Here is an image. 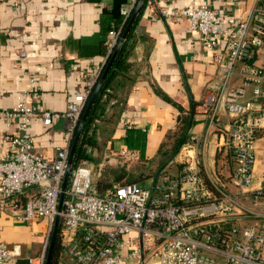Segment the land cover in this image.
<instances>
[{
  "label": "crops",
  "instance_id": "obj_1",
  "mask_svg": "<svg viewBox=\"0 0 264 264\" xmlns=\"http://www.w3.org/2000/svg\"><path fill=\"white\" fill-rule=\"evenodd\" d=\"M130 2L23 0L16 5L15 0H0V111L13 109L25 94L29 104L38 110L65 113L70 101L84 92L86 81L99 75L91 96L110 58V26L118 10L120 13ZM149 2L157 12L207 5L227 16L245 19L254 0H144L132 27L130 66L115 78L110 97L102 101L90 160L81 163L92 170L94 180L108 169L107 172L124 174L123 181L129 179L151 188L159 180L160 171L178 176L188 153L203 161L208 180L235 194L238 190L230 182L235 162L224 147L230 117L221 110L218 120L213 121L203 107L210 84L219 76L213 54L203 47L199 34L191 31L187 19L166 23L159 12L152 14ZM21 51L26 54L24 58L20 57ZM240 84L241 79L236 77L234 85ZM251 92L252 88H247V97ZM37 113L30 122L33 152L50 160L72 143V122L64 117L46 126ZM189 118L193 120L190 127ZM17 134L16 123L0 120V156L9 150L10 140ZM180 141L181 148L171 158L173 144ZM262 148L264 131L257 142L252 190L259 188L264 179ZM122 149L136 151L138 162L129 165L120 160L118 152ZM33 193L34 189H30L25 197ZM242 203L258 210L249 196ZM253 219L232 218L230 224L244 227ZM47 228L46 219H16L0 198V243L15 255L7 264H28V258L43 254ZM66 245L62 237L59 264L73 263L66 255ZM127 250L122 264L154 263L130 259Z\"/></svg>",
  "mask_w": 264,
  "mask_h": 264
},
{
  "label": "built area",
  "instance_id": "obj_2",
  "mask_svg": "<svg viewBox=\"0 0 264 264\" xmlns=\"http://www.w3.org/2000/svg\"><path fill=\"white\" fill-rule=\"evenodd\" d=\"M22 1L15 0V4ZM136 3L131 0L120 9L125 20ZM149 6L166 23L187 19L191 31L199 34L203 47L213 54L219 76L210 84L203 107L213 121L221 110L230 117L224 147L235 162L230 182L238 192L218 188L205 176L203 161L188 153L178 176L163 174L151 188L118 184L105 196L98 195L92 170L81 163L72 167L59 212L69 149H60L50 160L35 154L31 118L38 112L50 126L65 117L72 122L73 132L98 81L99 75H94L65 113L38 110L25 94L13 109L0 111V120L18 126L9 150L0 156V198L20 221L46 219L48 234L59 217L71 264H122L126 248L128 257L139 263L149 259L153 264H264V179L259 188L251 189L257 142L264 131V0H254L245 19L207 5L158 12L152 2ZM120 32L109 34L110 52L118 45ZM25 56L21 51L20 57ZM236 77L240 85H234ZM249 87L252 92L247 97ZM118 157L129 165L139 160L136 151L127 149L120 150ZM30 189L34 193L25 197ZM247 196L257 211L242 203ZM246 217L254 219L244 227L230 224L232 218ZM14 259V253L0 243V264ZM27 263L45 264L44 253L28 258Z\"/></svg>",
  "mask_w": 264,
  "mask_h": 264
},
{
  "label": "trees",
  "instance_id": "obj_3",
  "mask_svg": "<svg viewBox=\"0 0 264 264\" xmlns=\"http://www.w3.org/2000/svg\"><path fill=\"white\" fill-rule=\"evenodd\" d=\"M131 17V16H130ZM130 17L125 21V18H123L120 13L119 10L116 13V16L114 17V25L110 26V31L109 33H113V32H117L120 28H121V35L123 34V32L125 31L127 24L129 22ZM132 32L133 30L131 29V31L129 32L126 40L123 42L122 46L120 47L119 51L117 52L113 64L110 68V70L108 71L101 87L100 90L98 92V95L92 105V108L89 112L88 118L85 122V125L82 129L81 132V136L77 145V149L74 155V161H73V167L78 166L81 162L83 161H87L90 160V156H89V150L90 147L94 146L95 143L93 141V137L95 135V129L97 128L95 122L96 120H98L99 116H101V104L102 101L105 98H109L110 97V88L115 80V78L117 76H119L120 74H125L129 68V64H128V57L130 54V51L132 49ZM115 49L111 52L110 54V58L107 60L106 66L109 63V61L111 60V57L114 54ZM105 66V67H106ZM193 124V120H191L190 118L187 119V125L188 127H190ZM77 130V129H76ZM186 139V137L184 138ZM184 142V140H183ZM183 142H175L173 144V148H172V152L170 155V157L172 158L174 155L177 154V152L179 151V149L181 148ZM168 161V160H167ZM108 169H104L101 171L100 175L94 180V186L97 190L98 195L100 196H105V194L113 189V183H118V184H126V183H136L135 181L132 180H125L123 181L124 178V174L122 173H112L107 172ZM160 171V170H159ZM161 173L159 174L160 177L163 174H166L167 171H160ZM169 174V173H167ZM61 239H62V226H61V221L59 224V230H58V237L54 246V251H53V255H52V260H51V264H59V255L61 252Z\"/></svg>",
  "mask_w": 264,
  "mask_h": 264
},
{
  "label": "water",
  "instance_id": "obj_4",
  "mask_svg": "<svg viewBox=\"0 0 264 264\" xmlns=\"http://www.w3.org/2000/svg\"><path fill=\"white\" fill-rule=\"evenodd\" d=\"M143 2H144V0H140L139 1L137 7L135 8L132 16L129 19V22L127 24V27H126L125 31L123 32L122 35H121V32H120L121 39H120L118 45L115 48L114 54L111 57V60L107 64L106 68L104 69V72L102 73V76H101V78H100V80H99V82H98L93 94L91 96H89L87 98L86 102L84 103L80 120L78 121L77 125L74 126V129H73V132H72V136H71L72 143H70L68 145V149H69L68 168L66 170V174H65L64 181H63V184H62V195L60 197V204H59V209H58L59 212L61 211L62 203H63V200H64V192H65V190L67 188V185H68L70 172H71L72 167H73L74 155H75V152H76V149H77V145H78V142H79V139H80V136H81L82 129H83V127L85 125V122H86V120L88 118V115H89V112H90V110L92 108V105H93V103H94V101H95V99H96V97L98 95L100 87H101V85H102V83H103L108 71L110 70V68H111V66L113 64V61H114V58H115L117 52L119 51V49L122 46L123 42L126 40L129 32L131 31V29L133 27V24H134V22L137 19L138 13L140 12V9H141V6H142ZM59 224H60V218L57 217L56 220H55L54 228H53L52 232H50L48 234V238H47V241H46L45 250H44L45 264H51L52 255H53V251H54V246H55V243H56V240H57V237H58Z\"/></svg>",
  "mask_w": 264,
  "mask_h": 264
},
{
  "label": "rangeland",
  "instance_id": "obj_5",
  "mask_svg": "<svg viewBox=\"0 0 264 264\" xmlns=\"http://www.w3.org/2000/svg\"><path fill=\"white\" fill-rule=\"evenodd\" d=\"M47 231H48V228H47Z\"/></svg>",
  "mask_w": 264,
  "mask_h": 264
}]
</instances>
